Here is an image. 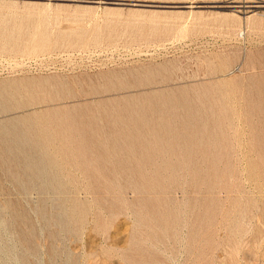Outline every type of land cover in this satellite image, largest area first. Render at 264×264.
<instances>
[{
  "label": "rangeland",
  "instance_id": "rangeland-1",
  "mask_svg": "<svg viewBox=\"0 0 264 264\" xmlns=\"http://www.w3.org/2000/svg\"><path fill=\"white\" fill-rule=\"evenodd\" d=\"M0 264H264V0H0Z\"/></svg>",
  "mask_w": 264,
  "mask_h": 264
},
{
  "label": "water",
  "instance_id": "water-1",
  "mask_svg": "<svg viewBox=\"0 0 264 264\" xmlns=\"http://www.w3.org/2000/svg\"><path fill=\"white\" fill-rule=\"evenodd\" d=\"M233 6L236 7V8H239L240 5H233Z\"/></svg>",
  "mask_w": 264,
  "mask_h": 264
}]
</instances>
